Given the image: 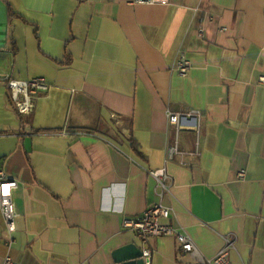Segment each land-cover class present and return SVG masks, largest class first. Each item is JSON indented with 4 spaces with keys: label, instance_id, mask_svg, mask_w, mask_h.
Segmentation results:
<instances>
[{
    "label": "crops",
    "instance_id": "1",
    "mask_svg": "<svg viewBox=\"0 0 264 264\" xmlns=\"http://www.w3.org/2000/svg\"><path fill=\"white\" fill-rule=\"evenodd\" d=\"M38 77L50 90L21 115L4 81ZM262 77L264 0H0V170L19 183L0 264H123L115 250L145 248L123 220L161 201L149 170L164 166L170 223L204 257L234 234L232 264H264ZM193 109L199 133L169 122ZM146 248L151 264H200L173 236Z\"/></svg>",
    "mask_w": 264,
    "mask_h": 264
},
{
    "label": "built area",
    "instance_id": "2",
    "mask_svg": "<svg viewBox=\"0 0 264 264\" xmlns=\"http://www.w3.org/2000/svg\"><path fill=\"white\" fill-rule=\"evenodd\" d=\"M133 4H170L171 0H132ZM226 29V28H224ZM203 33V29L201 30ZM191 61L184 52L179 55L177 71L182 76H187L191 69ZM264 81V77L261 78ZM4 82L7 83L11 92V99L16 110L21 115L30 114L34 108L36 99L41 94H46L50 90V85L44 77H38L30 80H20L15 78H7ZM169 122L178 127L196 128L199 133V126L194 127L189 125L195 120L201 118L202 112L198 109L188 110L185 112L167 111ZM2 134H0L1 137ZM180 153L178 146L175 145L170 149V158L174 154ZM149 174L155 178L159 188L161 201L151 204L143 214L135 217H127L123 220V228L132 231L142 242L144 248V258L146 264H151V251L146 248L147 243L156 237L173 236L176 238L181 251L184 254H190L195 257L200 264H232L230 252L235 248L237 237L234 234H229L224 237L225 246L213 258L204 257L193 237L186 231L178 228L170 223L173 209L171 206L163 202L167 194H171L174 187V180L166 166L158 169H150ZM247 175L246 170L239 173L241 179ZM19 186L16 179L11 178L0 170V208L1 213L6 222V229L9 233H14L17 229V219L19 216L14 192ZM3 264H19L10 255H7Z\"/></svg>",
    "mask_w": 264,
    "mask_h": 264
},
{
    "label": "water",
    "instance_id": "3",
    "mask_svg": "<svg viewBox=\"0 0 264 264\" xmlns=\"http://www.w3.org/2000/svg\"><path fill=\"white\" fill-rule=\"evenodd\" d=\"M143 256L142 248L135 243L127 244L114 252L115 260L123 264H146Z\"/></svg>",
    "mask_w": 264,
    "mask_h": 264
}]
</instances>
